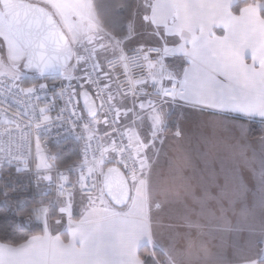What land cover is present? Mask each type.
<instances>
[{
    "label": "snow or ice",
    "instance_id": "1",
    "mask_svg": "<svg viewBox=\"0 0 264 264\" xmlns=\"http://www.w3.org/2000/svg\"><path fill=\"white\" fill-rule=\"evenodd\" d=\"M120 7L126 34L108 27L106 2L0 0V103L37 102L12 115L0 109L8 137L0 140V219L20 218L0 226V264H233L229 247L239 264H264V0ZM137 18L146 40L129 48L140 34ZM184 109L223 117L236 143L226 146L232 156L218 171L177 186L187 208L178 247V231L167 243L156 238L155 196L170 193L158 192L151 176L158 145L182 135ZM54 123L83 142L81 158L64 171L41 146ZM33 130L30 160L24 149ZM32 163L37 193L28 200L20 194L29 185L18 181L31 176ZM12 168L16 180L5 178ZM244 233L249 255L237 243ZM205 238L219 239L221 251L211 253Z\"/></svg>",
    "mask_w": 264,
    "mask_h": 264
},
{
    "label": "crops",
    "instance_id": "2",
    "mask_svg": "<svg viewBox=\"0 0 264 264\" xmlns=\"http://www.w3.org/2000/svg\"><path fill=\"white\" fill-rule=\"evenodd\" d=\"M136 23L140 34L137 35L139 37L135 36L130 42V44L133 43L132 45L134 46H138L146 40L144 31L140 28L139 18H137ZM217 34H219V32ZM147 43L151 46L154 45L156 41L151 39L147 40ZM178 67L179 65L177 64V68ZM182 111L184 115L179 120V124L182 121L188 122L190 128L186 131H181L182 135L179 138L172 135L174 139L172 144L176 148L174 150L175 157L173 165H170L169 167L171 169V174L164 177L158 175L156 179L152 181L158 192L167 189L170 193L168 195L158 194L155 196V199L159 200L161 207L159 209L154 207L153 210L155 211L154 214H152L153 222L156 223L158 227L157 229H159L160 234L162 235L166 232L172 234L173 237L177 231L180 232L181 236L177 237V243L184 242L183 233L187 231V229L182 226L184 223L183 217L187 212V208L175 195L177 186L186 181H191V183L195 185L202 171L206 173H210L212 170L218 171L220 161L222 159L226 160L228 153H232L226 148V146L229 145L228 138L234 140V134L228 130L230 126L229 122L223 117H213L208 113H200L188 109ZM194 119L196 120L194 121ZM197 123L198 126L200 125L202 128H197ZM174 127L176 129L175 120L171 124V128ZM159 146L161 145H158V147ZM32 154L36 156V145L32 150ZM248 155H252L251 149L249 150ZM174 223L178 227L172 229L170 225L173 226ZM156 238L158 239L157 235ZM205 239L207 240V238ZM250 239L252 238H250L247 233L241 234L238 237L237 243L241 246V250L243 249L244 244L249 245ZM160 241H162V238ZM207 241L209 242H207V247L211 253L221 251V241L219 239ZM229 243H231V238H229ZM229 249L230 247L227 248L226 251H229ZM233 264H239V261L237 260L233 262Z\"/></svg>",
    "mask_w": 264,
    "mask_h": 264
},
{
    "label": "trees",
    "instance_id": "3",
    "mask_svg": "<svg viewBox=\"0 0 264 264\" xmlns=\"http://www.w3.org/2000/svg\"><path fill=\"white\" fill-rule=\"evenodd\" d=\"M95 3H108L111 5V20H106L109 28H113L115 25V31L118 34H126L127 32V11L122 9L121 5L135 6L139 3V0H94ZM258 135V134H257ZM80 142L73 137L59 139L55 143H51L50 151L55 155V162L59 168H65L70 165L73 161L80 159ZM5 178L10 180H16L15 169L6 170ZM18 182L29 185L27 191L20 195L26 196L28 200H32L33 196L36 195V183L32 182L31 177H22ZM43 188V187H42ZM38 198V197H37ZM19 217H13L11 213L8 214L7 219H0V226L12 223L13 220L18 221Z\"/></svg>",
    "mask_w": 264,
    "mask_h": 264
},
{
    "label": "built area",
    "instance_id": "4",
    "mask_svg": "<svg viewBox=\"0 0 264 264\" xmlns=\"http://www.w3.org/2000/svg\"><path fill=\"white\" fill-rule=\"evenodd\" d=\"M129 48H135V47H129ZM129 54H131V53H129ZM132 71H133L134 75H139V73H140L139 68H133ZM120 79H121V81H123L124 77L121 76ZM148 90L151 91L150 88ZM0 99H3V98L0 97ZM17 99L20 101V103H17L16 99H13L11 96H9L6 101H4L3 103H0V109H7L8 115H12L16 111H23L25 104H36L37 103L35 101V99H32L31 101H29L28 98L24 97V96H20ZM43 106H44L43 103L39 104V107H43ZM61 106H62V104L58 103L57 109H55L51 112V116L53 117V120H55V117L57 115V111H58L59 107H61ZM0 115H2V113H0ZM26 122L27 121L21 120L22 125ZM12 131H13L14 136H16V137L19 136V133L15 129L14 125L12 126ZM70 137H72V136L67 135L65 128H62L59 123H54L50 126L49 132H47V133L42 132L41 133V146L45 150L46 153H48L52 157H55V155L50 151L51 143H55L59 139H62V138H70ZM7 139H8L7 135L3 134V127H0V140H7ZM35 145H36V135H35V130H33V134L30 137V144L26 145L25 149H24L26 155H28L30 153V156H29L30 160L35 158V156L32 154V150H33ZM82 145H83V142L81 141L80 150L82 148ZM55 164H56V162H55ZM30 168L32 169V174L30 176L31 180L33 182H36L35 164L34 163L30 164ZM65 168H60V170L64 171ZM13 169H15V168H13ZM49 174L55 178L56 177L55 168H53ZM71 178L74 180L75 175L73 174ZM46 185H47L46 181L42 182L43 188H45ZM54 194H55V187H53V195Z\"/></svg>",
    "mask_w": 264,
    "mask_h": 264
},
{
    "label": "rangeland",
    "instance_id": "5",
    "mask_svg": "<svg viewBox=\"0 0 264 264\" xmlns=\"http://www.w3.org/2000/svg\"><path fill=\"white\" fill-rule=\"evenodd\" d=\"M143 31H141V32H143ZM136 37H139V36L136 35ZM132 44L129 43L128 47H137V46H134ZM195 120L196 119H194V121ZM196 126H197V128L198 127L202 128L200 125L198 126V123H197ZM170 127H171V125H170ZM179 127H180L181 131H186V130H188L190 128V124L188 122L182 121L179 124ZM171 129H172V131H174L175 127L171 128ZM173 141H174V139H173L172 135L168 134L167 138L164 141V144L159 146V148H160V156H159L158 161L154 164L153 169H152V174H153L151 176L152 181H154L158 175H161V176L164 177V176H169L171 174V172H170L171 169L169 167H170V165H173L174 157H175L174 156L175 155L174 150L176 148L172 144ZM228 143H229V145H231V144H235L236 141L233 140V139L230 140V138H228ZM250 143L252 145V149H255V150L259 151L260 145L255 139H252L250 141ZM80 144H81V142H80ZM79 149H80V147H79ZM231 156H232V153L230 154V152H229L226 160L230 159ZM243 175H244L245 180H247L249 174L247 172H244ZM154 211L155 210H152V214H154ZM172 222H174V221H172ZM175 225L176 224L174 223L173 226H175ZM157 228L158 227H157L156 223L153 222V229H154L155 235H157L159 240L162 238V242L167 243L169 241L170 237H172V234H168V233L164 232L163 235H162V234H160V231ZM172 229H174V227H172ZM245 239H246V236H245ZM177 244H178V247H184L185 241L184 242H179ZM215 253H218V252L217 251L213 252V254H215ZM226 254H227L228 258L230 260H232L233 262H235L237 260L239 261V257L233 255V250L231 248L229 249V251H226ZM241 254L242 255H249L250 254L249 253V245L248 244H244V247L241 250Z\"/></svg>",
    "mask_w": 264,
    "mask_h": 264
}]
</instances>
